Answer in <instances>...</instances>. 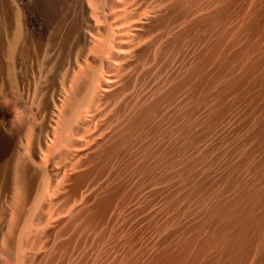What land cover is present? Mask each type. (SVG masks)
<instances>
[{
    "label": "rangeland",
    "instance_id": "374dc122",
    "mask_svg": "<svg viewBox=\"0 0 264 264\" xmlns=\"http://www.w3.org/2000/svg\"><path fill=\"white\" fill-rule=\"evenodd\" d=\"M57 1L25 0L42 47L0 45V170L24 154L0 175L3 262L34 206L27 264H264V0H128L133 29L67 35Z\"/></svg>",
    "mask_w": 264,
    "mask_h": 264
},
{
    "label": "bare ground",
    "instance_id": "6f19581e",
    "mask_svg": "<svg viewBox=\"0 0 264 264\" xmlns=\"http://www.w3.org/2000/svg\"><path fill=\"white\" fill-rule=\"evenodd\" d=\"M7 1V0H6ZM60 1V2H59ZM126 1H128V0H58L57 2H59V8H58V10H60V13H59V15H57V17H58V22L55 24V25H50L49 26V28H51L52 29V33L54 32H56V33H58V32H66L65 34L67 35V34H70V32L71 31H75V32H77V31H82V32H85L86 33V31L87 30H89L91 27V29L93 30V32H95V30H100V23H102V22H100V19L102 18V17H104V16H110V17H112V19L114 18V17H120L121 19H123V22L121 23L122 24V26H124V27H126V28H132L133 29V27L134 26H136V25H133V22H134V20H133V18H130L129 16H130V14L128 15V11H130V10H128V8H129V6H130V4H129V6H128V4H127V2ZM130 1V0H129ZM8 2H10L11 3V5L13 4V6L14 7H10V8H8V13H9V16L7 17V19H6V21H7V23L4 21L5 20V18H4V20H3V22H5L7 25V27L9 28L8 29V32H9V34H11L12 35V39H11V42L9 43H7L4 39L2 40V38H0V45H2L3 46V48H6V47H8V48H10L11 46H13L14 44L16 45L17 44V40H19V38H17L18 36H19V34L21 33V35H22V33H23V35H24V37H23V43H21V46L22 47H24L25 49L28 47V46H32V47H34V48H38V47H42V45H43V43L40 41V40H38V38H36V36H35V29H34V27L36 26H34V23L32 22V20L30 19V17H29V15H28V10H27V8L28 7H26V4L27 3H25V0H8ZM37 2V1H36ZM40 3H41V5H42V7H43V12H49V10L50 9H52V3L50 2V0H43V1H41L40 0ZM39 2H38V4H40ZM54 4V3H53ZM132 5V4H131ZM7 6V5H6ZM8 7V6H7ZM130 7H132V6H130ZM6 9L7 8H5L4 9V12L6 11ZM148 11V10H147ZM6 12V13H7ZM58 12V11H57ZM141 14V13H140ZM8 15V14H7ZM45 15H46V13H45ZM47 15H49V14H47ZM132 16V15H131ZM3 17H4V15H3ZM33 18V17H32ZM48 18H50V17H48ZM85 18H91V21L90 22H85L84 21V24H87L86 26L85 25H83V23L82 24H80L79 22H80V20H83V19H85ZM71 19L73 20V22L71 23L70 21H71ZM2 21V20H1ZM83 22V21H82ZM88 24H89V26H88ZM123 27V28H124ZM37 28V27H36ZM48 31H50V30H48ZM59 34V33H58ZM63 34V33H62ZM84 35V34H83ZM90 35V34H89ZM94 36V35H93ZM93 36L92 35H90L89 37H91L90 38V42L92 43V41H93ZM116 36V35H115ZM9 37V36H8ZM20 37V36H19ZM22 37V36H21ZM86 37V36H85ZM110 37V36H109ZM111 38V37H110ZM7 39H9V38H7ZM86 39V38H85ZM87 40V39H86ZM95 40V39H94ZM20 41V40H19ZM88 41V42H89ZM124 41V40H123ZM122 41V42H123ZM110 42H112V41H110ZM93 43H95V42H93ZM92 45V44H91ZM113 45V44H112ZM14 47V46H13ZM2 48V47H1ZM108 48V47H107ZM112 48V47H111ZM113 48H115V47H113ZM97 49V48H96ZM38 50V49H37ZM109 50V49H108ZM112 50V49H111ZM118 51V50H117ZM126 51V50H125ZM124 51V52H125ZM109 52V51H108ZM119 52V51H118ZM121 52V51H120ZM127 52V51H126ZM125 52V53H126ZM25 53V52H24ZM123 52H121L120 54H122ZM125 53H123V54H125ZM26 54V53H25ZM100 55V54H99ZM26 56V55H25ZM108 59V58H107ZM104 60V59H103ZM114 61V60H113ZM117 62V61H116ZM79 64V63H78ZM79 66V65H78ZM82 68V67H81ZM112 71V70H111ZM65 74V73H64ZM108 75V74H107ZM65 76V75H64ZM70 77V76H69ZM113 77H111V76H107L106 78H103V80L101 81V83L99 84V93H98V97L97 98H99V96H101V97H103L102 95H104V93L106 92V91H108L109 90V88L111 87V85H112V82H113ZM95 80V79H94ZM65 82V81H64ZM66 82H68V81H66ZM91 100V99H90ZM16 102H18V101H16ZM6 103V102H5ZM14 103V102H13ZM82 103H83V101H82ZM81 103V104H82ZM78 104V103H77ZM14 105V107H16V108H18V104H13ZM85 106H86V103L84 104ZM11 106H12V104H11ZM83 106V105H82ZM79 107V106H78ZM87 112H89V114L88 115H86L85 117H83L84 119H82L83 120V122H85V123H88L92 118V116L94 115L93 113H95L96 111L98 112V107H99V105H98V103L96 102V100H95V102H89L88 104H87ZM73 109H75V108H73ZM78 109V108H77ZM80 109V108H79ZM81 110V109H80ZM79 112V111H78ZM76 114V111H75V113H74V115ZM78 114H81V111L78 113ZM93 114V115H92ZM99 114V113H98ZM95 116V115H94ZM77 117V116H76ZM78 119V118H77ZM68 121V120H67ZM71 121V120H70ZM55 123V122H54ZM70 123V122H69ZM69 123H68V125H69ZM73 123H71V125H72ZM56 125V124H55ZM68 125H66V126H68ZM83 125V124H82ZM58 126V125H57ZM65 126V125H64ZM70 126V125H69ZM83 127H84V125H83ZM83 127H81V129L83 128ZM28 130L31 128L29 125H28ZM63 128V127H62ZM71 128V127H70ZM84 129H86V128H83V130ZM53 130V129H52ZM70 130V129H69ZM55 131V130H54ZM80 131V130H79ZM78 131V132H79ZM87 131V130H86ZM21 132V131H20ZM31 132V131H30ZM67 132H69L68 130H67ZM27 133V132H26ZM59 133H61L60 131H59ZM76 132L74 131V133L73 134H75ZM80 133V136L82 135V133L81 132H79ZM78 133V134H79ZM85 133V132H84ZM30 134V133H29ZM54 134V133H53ZM52 134V135H53ZM56 134V133H55ZM62 134H63V132H62ZM64 134H66V133H64ZM72 134V133H71ZM68 135V134H67ZM77 135V134H76ZM72 136V135H71ZM71 136H69V137H71ZM47 137H49V136H47ZM60 137H63V136H60ZM59 137V138H60ZM65 137V136H64ZM83 137V136H82ZM52 138V137H51ZM61 139V138H60ZM69 139V138H68ZM80 139H82V138H80ZM79 139V140H80ZM48 140V139H47ZM53 140V139H52ZM64 140L66 141L67 140V138L65 139L64 138ZM76 141H78V140H76ZM79 142V141H78ZM73 144V143H72ZM71 144V145H72ZM36 144L34 143L33 144V146L31 147V146H29V148H27V149H29V150H31L32 151V153H34V149L36 148V147H34ZM50 145V144H49ZM48 144H47V150H49L50 148H51V146H49ZM21 146V145H20ZM48 146H49V149H48ZM64 146V145H63ZM62 146V147H63ZM67 146H69V147H67V148H70V144L69 145H67ZM76 146V145H75ZM61 148V147H60ZM64 148V147H63ZM67 148L65 147V150H67ZM23 149V148H22ZM54 150H55V148H53ZM59 149V148H58ZM43 150V149H42ZM60 150V149H59ZM65 150L63 151L62 150V152H65ZM69 151V149L67 150V152ZM28 151H26V153H27ZM57 152V151H56ZM66 152V153H67ZM18 153V152H17ZM28 153H30V152H28ZM65 154V153H64ZM63 154V155H64ZM23 153H21L20 151H19V153H18V155L17 156H15V157H13V159L11 160V162L10 163H8L6 166H3L2 168H1V170H0V175L1 176H5V174H6V172H7V169L8 168H12V170H14V172H15V174H19V173H17L21 168H22V166H23V164H22V158H23ZM60 155V154H59ZM66 155V154H65ZM65 155H64V157H65ZM62 156V155H61ZM3 165H5V164H3ZM9 171V170H8ZM8 173V172H7ZM19 176V175H18ZM13 177H16V176H13ZM6 179V178H5ZM9 180V179H8ZM10 182H12V181H10ZM2 183H3V181H2ZM17 186V184L16 183H14V186ZM9 186H10V184H9ZM8 187V186H7ZM18 190V189H17ZM16 191V190H15ZM19 191V190H18ZM18 191H16V193H18ZM12 205V204H11ZM22 206V205H21ZM27 207V206H26ZM49 207V206H48ZM19 208V207H18ZM21 209H23V208H21ZM25 209V208H24ZM49 209L50 208H47L46 207V209H44L45 210V212H50L49 211ZM6 210V209H5ZM16 211L18 210V209H15ZM39 210V209H38ZM55 210V209H54ZM12 211V210H11ZM24 212H23V215H24V213H26V215L28 214V215H31V217H28V215H27V217H26V215H25V217H26V219H24L23 220V222H21V223H19V221L21 220V218L19 217V221H18V224L16 225V227H15V230H14V232L13 233H17L16 235L15 234H13L14 235V238H15V236H17V241L16 242H18V243H20V242H23V244H25V245H23L24 247V254L27 252V253H30V251L33 253V252H35V254H36V251H37V249L39 248V247H41V246H39V244H38V242H40V239L42 240L43 239V237L42 238H36L35 237V233H36V235L38 234V237H40V233H42L43 234V231L42 230H44V231H46L45 229L48 227V224H49V222H48V220H49V217L47 216V220H46V222H44L43 221V219L44 218H42V222H41V219L40 220H38L39 219V217L40 216H42V214H44L45 212L43 211V210H41V212H39V213H41V215L40 214H37V215H40V216H38L37 218V220L38 221H40V222H37L36 220V223H33V218H35V217H33L32 218V215L36 212V208H34V206H32V207H28V209H26V212H25V210H23ZM64 211V210H63ZM68 211V210H67ZM18 212V211H17ZM43 212V213H42ZM53 212V211H52ZM58 212L59 211H56V213L58 214ZM6 213L7 212H5V211H0V223H3V222H1V221H3V219L5 218V215H6ZM12 213H14V212H12ZM16 213V212H15ZM37 213V212H36ZM47 213V214H48ZM51 213V212H50ZM52 214V213H51ZM50 214V215H51ZM56 214V215H57ZM14 215V214H13ZM17 215V214H16ZM59 215V214H58ZM55 216V215H54ZM53 216V217H54ZM61 216V215H60ZM43 217V216H42ZM56 218L58 217V216H55ZM41 218V217H40ZM55 218V219H56ZM23 219V218H22ZM51 219V218H50ZM13 220V219H12ZM12 220H10V221H12ZM45 220V219H44ZM45 223V224H44ZM3 225V224H2ZM9 226V225H8ZM1 227V226H0ZM9 228H11V226L10 227H8V229ZM14 228V226H12V228L11 229H13ZM10 229V230H11ZM9 230V231H10ZM37 231H40V233H37ZM42 231V232H41ZM11 232V231H10ZM34 233V234H33ZM45 233V232H44ZM44 235H46V234H44ZM4 236V235H3ZM42 236V235H41ZM46 237V236H45ZM45 237H44V239H45ZM4 239V238H3ZM36 239H37V241H36ZM14 240H16V239H14ZM39 240V241H38ZM5 241V240H4ZM14 242V241H13ZM4 243V242H3ZM15 244V243H14ZM17 244V243H16ZM15 244V245H16ZM47 244V243H46ZM19 245V244H18ZM20 245H22L21 243H20ZM19 245V246H20ZM42 246H43V242H42V244H41ZM2 246V244H1V242H0V247ZM10 246V245H9ZM26 246V247H25ZM4 247V246H3ZM21 248H22V246H20ZM46 247V246H45ZM49 247V246H48ZM13 248V249H12ZM17 248V247H16ZM16 248L13 246V247H11V249L12 250H10V252H9V255H10V253H11V251H13L14 252V249L16 250ZM22 248V249H23ZM40 249V248H39ZM42 249V248H41ZM44 249V248H43ZM45 250V249H44ZM43 250V251H44ZM9 251V250H8ZM22 251V250H21ZM43 251H40V252H42V255L43 254H45V253H43ZM12 252V253H13ZM37 252H39V251H37ZM46 252V251H45ZM48 252V251H47ZM21 252H18V253H13V254H15V255H13L14 257L13 258H10V256H8L9 257V259H7V260H5L4 262H3V257L2 258H0L1 259V262H3L2 264H27V262H30V259H27L26 258V254L24 255V254H20ZM0 254H2V252L0 253ZM8 254V253H7ZM31 254V253H30ZM33 255V254H31V256L33 255V257H37L38 256V254L37 255ZM41 254V253H40ZM52 254V253H51ZM51 254H50V256H51ZM3 255V254H2ZM1 255V256H2ZM4 256H6V255H4ZM6 256V257H7ZM30 256V257H31ZM41 256V255H40ZM12 257V256H11ZM36 257H35V259H36ZM39 257V256H38ZM38 257H37V260H38ZM49 257V256H48ZM49 259V258H48ZM33 260V258H31V261ZM52 260V259H51ZM1 264V263H0ZM29 264V263H28Z\"/></svg>",
    "mask_w": 264,
    "mask_h": 264
}]
</instances>
